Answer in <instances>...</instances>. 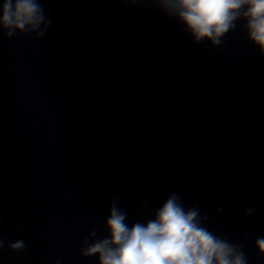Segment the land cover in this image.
I'll return each instance as SVG.
<instances>
[{"label":"water","instance_id":"water-1","mask_svg":"<svg viewBox=\"0 0 264 264\" xmlns=\"http://www.w3.org/2000/svg\"><path fill=\"white\" fill-rule=\"evenodd\" d=\"M34 2L35 27L0 24V264H101L85 253L111 241L113 209L131 229L173 197L229 259L264 264V50L248 20L213 43L175 16Z\"/></svg>","mask_w":264,"mask_h":264},{"label":"clouds","instance_id":"clouds-1","mask_svg":"<svg viewBox=\"0 0 264 264\" xmlns=\"http://www.w3.org/2000/svg\"><path fill=\"white\" fill-rule=\"evenodd\" d=\"M245 5L249 37L264 50V0H172L170 7L196 40L210 38L217 43ZM0 12V24L6 27L23 29L40 22L34 0H16L14 7L12 0H5ZM195 217L194 211L185 213L173 197L154 221L129 229L123 223L124 215L113 209L107 221L111 241L96 244L85 254L99 252L101 264H243L240 256L229 259L232 249L198 227ZM109 243L117 247L109 249ZM257 243L264 252V241Z\"/></svg>","mask_w":264,"mask_h":264}]
</instances>
